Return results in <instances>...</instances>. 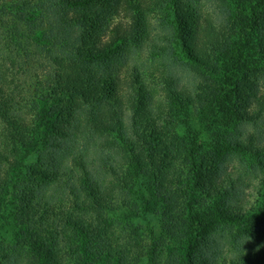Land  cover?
<instances>
[{"label":"trees","instance_id":"1","mask_svg":"<svg viewBox=\"0 0 264 264\" xmlns=\"http://www.w3.org/2000/svg\"><path fill=\"white\" fill-rule=\"evenodd\" d=\"M180 1L59 0L55 17L74 50L58 58L47 94L26 98L7 84L8 65L16 77L30 69V53L20 42L14 39L9 64L0 58V136L4 146L13 145L0 150V206L14 201L20 224L50 234L46 264H134L133 240L114 232L106 214L124 209L130 218L144 209L148 201L134 188L140 176H149L163 206V233L179 253L165 264H209L203 251L213 236L217 247L236 252L239 260L229 264H264V219L247 216L251 193L264 207V65L253 55L257 49L264 57V0H209L217 5L211 19L202 3L184 7ZM166 3L164 17L170 11L173 20L162 25L170 30L162 40L180 43L200 67L190 87L163 71L158 87L145 82L142 74L153 77L154 71L123 54L151 44L155 33L147 15ZM0 12L29 24L42 14L40 4L25 0L2 5ZM161 85L166 101H156ZM162 105L173 116L191 106L201 131L178 136L175 120L160 118ZM82 140L84 153L70 150ZM35 153L41 157L29 163ZM240 154L254 161H240ZM70 234L76 239L61 254L59 245ZM0 264L44 262L39 254L10 257L0 246Z\"/></svg>","mask_w":264,"mask_h":264},{"label":"rangeland","instance_id":"2","mask_svg":"<svg viewBox=\"0 0 264 264\" xmlns=\"http://www.w3.org/2000/svg\"><path fill=\"white\" fill-rule=\"evenodd\" d=\"M30 4H40L42 14L38 13L32 15L31 24L28 22H21L15 19L13 16L8 14H3L0 12V58L5 60V64H9L7 56L10 51H14V39L23 46L25 50L30 53L29 61V71L25 74H20L16 77L14 74V67L11 68L7 74L6 82L9 87L16 92H20L26 98L30 97V93L33 95L37 94H47L51 84H49V73L52 68L58 65L59 57L65 54L68 51H73L74 48L71 44L67 43L64 36L65 28L55 17V10L59 7V0H25ZM183 0L180 1L179 6H186L187 3L191 4L190 1L194 3H201L204 5V17L211 19V10H214L218 4L220 5L223 0H216V3L209 0ZM206 1V2H205ZM15 0H0V8L2 5H13ZM169 4H164V11L162 8L154 9L156 13H150L147 15L149 24L151 25L150 29L152 33H155V36L152 37V42L149 44L144 52L128 51L123 52V54L128 56L130 62L139 63L141 66L150 67L154 71V76L149 77L147 74H142V79L145 82L156 84L158 87V74L163 71L165 74L174 76L175 80H180L181 83L186 84L185 86L190 87L195 85L197 80H194L196 71L199 70L197 66H194L195 63L190 61L186 55V52L182 47L177 43H166L162 40L160 34L170 33L169 28L165 32L162 29V25L166 26L168 22H172V12H166V17H164L166 7H170ZM203 7V6H202ZM210 11V12H209ZM39 12V11H37ZM110 22V21H109ZM114 25L113 23L111 26ZM162 50V53H159L158 50ZM134 52V53H133ZM255 49L253 52L254 61L258 66L262 63L264 65V57L259 59L261 54ZM259 59V60H258ZM12 69V70H11ZM145 72V71H144ZM143 72V73H144ZM260 87L264 88V76L261 77ZM40 89V91L34 89V87ZM159 87V89L162 88ZM156 87V88H157ZM52 88V87H51ZM158 89V90H159ZM59 91V90H58ZM160 91V90H159ZM153 94H159L153 93ZM160 98L156 99L166 101L165 93L161 89L159 94ZM165 99V100H164ZM52 101L46 102L49 106ZM165 103V102H163ZM44 106V105H43ZM163 108L158 109L160 118L167 119L168 122L175 120L174 128L178 136H183L185 133L190 131L200 132L201 125L198 121L199 119L193 115L191 106H184L182 109L177 111V115L173 116V111L167 108V106L162 105ZM172 113V115H171ZM132 114L131 112H126L124 125L131 131L132 124ZM260 118V117H259ZM3 124L0 122V134L5 133L3 129ZM264 132V125H262ZM2 134V135H3ZM0 136V150H7V147L13 149V145L7 142V146H4L6 138ZM204 141L207 142L209 138L205 135ZM3 138V139H2ZM213 134H212V137ZM264 139V138H263ZM2 140L3 143H2ZM86 141H78L71 147L70 150L78 152L79 150L86 151ZM83 148V149H82ZM67 160L69 166H73V159ZM40 155L36 153L32 154L29 157V163H36ZM94 160L95 157H94ZM240 161H244L247 164H251L254 159L251 156L240 154ZM259 171V170H258ZM151 181L149 176H140L138 184H135L134 188L137 191L136 193L143 192L146 200L148 201L144 209H137L134 212H139L136 215H132L130 218L127 217V212L124 209L106 214L110 222H114L113 230L121 234L123 240L132 239L134 250L136 251V256H134V264H165L168 261V257L178 256L179 253L172 252V244L165 238L161 227V214L163 206L160 200L153 195L152 188L150 186ZM260 191V190H259ZM51 195V194H50ZM135 193L133 197L135 198ZM49 198V196H48ZM251 198V207L247 209V216H255L260 219H264V207L263 203L258 199V195L255 193L250 194ZM140 198L135 199L136 201ZM253 199V201H252ZM253 202V203H252ZM0 208H3V211H0V246L3 247V252L8 256H18L22 252L28 254V256H36L39 254L40 259L47 263V252L50 246L53 244L50 234L45 232L37 231L35 224L31 225L30 222L26 224H20L16 220V214L18 210L14 205V201L6 203ZM253 218V217H252ZM51 222L52 219L49 218ZM37 224V223H36ZM25 228V232L21 235L20 232ZM48 227L46 230L47 233L50 232ZM27 229L29 231L27 232ZM49 231V232H48ZM21 235V236H20ZM218 237V234L216 235ZM75 236L70 234L66 243L59 245L61 254H68V250L65 248L66 245H72L74 243ZM72 239V240H71ZM76 239V238H75ZM18 240L25 242V247H21L18 243ZM215 236L211 237L208 240L209 249L203 251L204 258L208 259L209 264H229L227 260H235L239 258H234L236 252L232 253L226 247L216 246L214 243ZM132 243V242H131ZM173 253V254H172ZM176 253V254H175ZM24 255V254H23ZM158 259L159 263H155L154 260ZM163 259V260H162ZM176 258H173L170 262H174ZM164 262V263H163Z\"/></svg>","mask_w":264,"mask_h":264}]
</instances>
